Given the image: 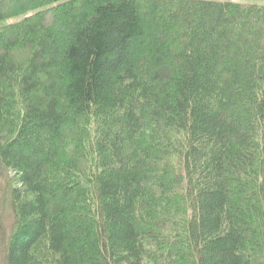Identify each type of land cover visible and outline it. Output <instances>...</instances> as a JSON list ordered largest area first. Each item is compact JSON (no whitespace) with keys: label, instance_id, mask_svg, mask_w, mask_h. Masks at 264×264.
<instances>
[{"label":"trees","instance_id":"16d2710c","mask_svg":"<svg viewBox=\"0 0 264 264\" xmlns=\"http://www.w3.org/2000/svg\"><path fill=\"white\" fill-rule=\"evenodd\" d=\"M0 264H264V0H0Z\"/></svg>","mask_w":264,"mask_h":264},{"label":"rangeland","instance_id":"374dc122","mask_svg":"<svg viewBox=\"0 0 264 264\" xmlns=\"http://www.w3.org/2000/svg\"><path fill=\"white\" fill-rule=\"evenodd\" d=\"M10 22H8V24H9ZM11 216H9V214L8 213H5V215H3V229L4 230H7L8 229V227H9V225H10V221H11Z\"/></svg>","mask_w":264,"mask_h":264}]
</instances>
